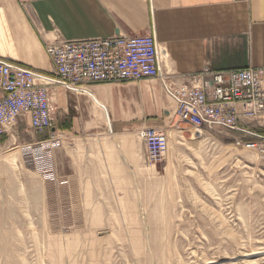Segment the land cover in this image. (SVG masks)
Masks as SVG:
<instances>
[{"label": "rangeland", "instance_id": "374dc122", "mask_svg": "<svg viewBox=\"0 0 264 264\" xmlns=\"http://www.w3.org/2000/svg\"><path fill=\"white\" fill-rule=\"evenodd\" d=\"M103 86L110 119L89 87L53 102L66 129L0 138V264H264V159L180 123L157 79ZM147 124L170 137L153 163Z\"/></svg>", "mask_w": 264, "mask_h": 264}, {"label": "crops", "instance_id": "0c3cea01", "mask_svg": "<svg viewBox=\"0 0 264 264\" xmlns=\"http://www.w3.org/2000/svg\"><path fill=\"white\" fill-rule=\"evenodd\" d=\"M154 30L164 51L157 78L164 89L165 84L185 82L206 67H264V0H0V58L42 73L53 70L46 46L57 39H104ZM103 85L91 86L87 95L108 120L103 100L111 105L113 100L104 97L111 89ZM109 92L112 99L114 93ZM3 96L0 90V100ZM61 96L76 102L73 93L60 87L52 90L55 104ZM77 100L81 102L80 97ZM132 102L134 98L127 107ZM55 118L61 129L68 127L56 113ZM20 123L32 130L29 117Z\"/></svg>", "mask_w": 264, "mask_h": 264}, {"label": "built area", "instance_id": "2783aa9c", "mask_svg": "<svg viewBox=\"0 0 264 264\" xmlns=\"http://www.w3.org/2000/svg\"><path fill=\"white\" fill-rule=\"evenodd\" d=\"M53 70L35 71L0 58V138L11 135L24 117L42 134L54 129L52 90L81 94L97 84L140 82L161 77L164 51L155 30L146 35H118L85 40L57 39L47 44ZM180 123L195 129L236 134L235 146L264 159V67L212 70L195 73L185 82L167 85ZM147 159L156 162L168 152L170 137L161 126L144 125L137 132ZM52 141V140H51ZM42 149H50L49 142Z\"/></svg>", "mask_w": 264, "mask_h": 264}, {"label": "bare ground", "instance_id": "6f19581e", "mask_svg": "<svg viewBox=\"0 0 264 264\" xmlns=\"http://www.w3.org/2000/svg\"><path fill=\"white\" fill-rule=\"evenodd\" d=\"M198 131V130H197ZM193 134H194V132H190L189 133V138H191V139H195V136H193ZM188 137V136H187ZM194 137V138H193Z\"/></svg>", "mask_w": 264, "mask_h": 264}]
</instances>
